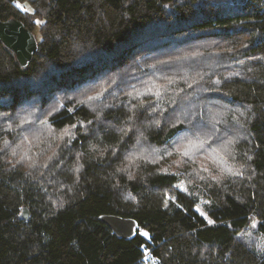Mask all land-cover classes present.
Returning <instances> with one entry per match:
<instances>
[{"label": "trees", "instance_id": "trees-1", "mask_svg": "<svg viewBox=\"0 0 264 264\" xmlns=\"http://www.w3.org/2000/svg\"><path fill=\"white\" fill-rule=\"evenodd\" d=\"M0 17L40 46L23 67L0 41V264H264V0H0ZM179 140L221 165L188 190L164 170Z\"/></svg>", "mask_w": 264, "mask_h": 264}, {"label": "rangeland", "instance_id": "rangeland-1", "mask_svg": "<svg viewBox=\"0 0 264 264\" xmlns=\"http://www.w3.org/2000/svg\"><path fill=\"white\" fill-rule=\"evenodd\" d=\"M225 47H226L225 43L219 41L215 46H207V44L196 45L195 47H193V51H202V50L208 51V50H214V48H217V50H221ZM180 75L185 76L186 70L182 71V69L179 70L173 69L171 72L166 73L164 77H162L163 80H166L167 83H169L167 84V89L168 90L170 89L169 91H171V89L175 87L174 85L177 86L178 82L176 80L178 79V77H180ZM168 90L165 91L167 92ZM151 95L155 96L156 97V98L154 97L155 99H158L157 94H151ZM167 95L168 98H172V97L175 98V95L173 94H167ZM205 109L209 110L210 108L206 107ZM206 113H207L206 116H209V113L208 112ZM37 134L38 132H36L33 137L31 136V134H28L27 136L31 140L33 138H36ZM181 141L182 140L176 142L174 148H171V152L174 153L175 156L172 155V153L170 152L166 154L169 164L164 167V170L178 173L179 175H181L182 180L179 181L178 186L182 190H188L189 186H191L193 183H196L201 178H205V179L208 178L209 175H212L214 173V169L221 168V165L219 160L215 159L216 153H214L213 151L208 149H203L201 146L188 145V143H181ZM185 151H187L189 155L187 156L183 155V152ZM202 201L204 202L205 200ZM196 209L200 213L201 212L206 213L204 210H202L200 206H197ZM206 215H207V220L208 219L213 220L209 216V214L206 213Z\"/></svg>", "mask_w": 264, "mask_h": 264}, {"label": "water", "instance_id": "water-1", "mask_svg": "<svg viewBox=\"0 0 264 264\" xmlns=\"http://www.w3.org/2000/svg\"><path fill=\"white\" fill-rule=\"evenodd\" d=\"M0 41L11 50L19 64L28 66L39 51V41L34 31L16 17L2 19L0 17ZM30 211L24 206L22 217L28 219ZM99 218L107 223L121 239L131 240L138 234L139 222L136 218L119 214H101Z\"/></svg>", "mask_w": 264, "mask_h": 264}, {"label": "snow or ice", "instance_id": "snow-or-ice-1", "mask_svg": "<svg viewBox=\"0 0 264 264\" xmlns=\"http://www.w3.org/2000/svg\"><path fill=\"white\" fill-rule=\"evenodd\" d=\"M25 11H28V9H25ZM36 23H38V24L39 23H43V21L37 20ZM89 99H92V97H89ZM73 127H75V125H73ZM183 155L187 156V155H189V153L187 151H185V152H183ZM235 174L236 175H242V173H235ZM201 215L202 216H205V218L207 219L206 213L201 212ZM208 223L209 224H212V223H214V221L211 220V219H208ZM253 226H255V225H253ZM141 234L144 235V236H146V237L150 235L147 231H144Z\"/></svg>", "mask_w": 264, "mask_h": 264}]
</instances>
